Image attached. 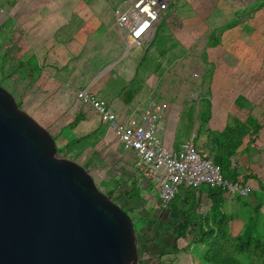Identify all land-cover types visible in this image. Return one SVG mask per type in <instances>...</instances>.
<instances>
[{
    "label": "rangeland",
    "instance_id": "1",
    "mask_svg": "<svg viewBox=\"0 0 264 264\" xmlns=\"http://www.w3.org/2000/svg\"><path fill=\"white\" fill-rule=\"evenodd\" d=\"M15 2L9 4L14 8ZM1 5L0 0V22L5 8ZM125 47L124 54L120 50L110 56L74 55L69 71L73 82L61 96L40 84L41 70L34 58L16 48L7 50V37L1 32L0 86L51 134L60 156L89 171L103 194L109 196L116 180L140 177L144 206L152 216L158 209L157 194L112 131L101 124L94 131L81 129V121L74 124L78 112L87 111L86 105L72 103L75 91L93 80L95 93L124 119L157 109L159 135L163 132L173 138L175 146L191 141L198 148L210 147L203 152L206 157L214 154L208 137L216 122L221 127L233 125L236 119L252 120L261 125L255 136L264 135V0H173L145 48ZM22 58L27 60L20 63ZM127 90L135 93L128 104L124 102ZM238 98H243L239 104ZM262 150L259 168L264 167ZM233 162L225 172L227 178L242 172ZM130 217L135 229L142 228L139 211ZM204 220L207 233L190 243L193 249L181 261L164 264H212L220 259L224 264H264V241L243 236L226 217L212 222L205 216Z\"/></svg>",
    "mask_w": 264,
    "mask_h": 264
},
{
    "label": "water",
    "instance_id": "2",
    "mask_svg": "<svg viewBox=\"0 0 264 264\" xmlns=\"http://www.w3.org/2000/svg\"><path fill=\"white\" fill-rule=\"evenodd\" d=\"M0 264H139L130 215L2 86Z\"/></svg>",
    "mask_w": 264,
    "mask_h": 264
},
{
    "label": "crops",
    "instance_id": "3",
    "mask_svg": "<svg viewBox=\"0 0 264 264\" xmlns=\"http://www.w3.org/2000/svg\"><path fill=\"white\" fill-rule=\"evenodd\" d=\"M9 1L1 0V8L2 6L5 8H2L4 17L0 22V33L2 32L7 37V50L16 48L18 51L21 50V54L34 58L35 66L41 70L40 84L50 89V92H54V94L61 96L67 94L69 81L73 82V76L69 71L74 65L72 62L74 55L102 54L110 56L112 53H120V50H122V54L127 51L125 43L121 39V33L114 24L116 12L113 7L120 0H16L14 8L9 4ZM25 59L27 60V58H22L20 63L26 61ZM94 84L95 82L91 80L79 89L89 85L92 92L95 93ZM95 95L109 104L100 94L95 93ZM72 103L78 106V103L81 102L75 96V101ZM86 107V118L80 122L81 129L86 128L87 131H94L99 127V124L108 129L101 123L99 117L88 106ZM115 111L117 112V110ZM32 113L39 117L37 111L32 110ZM138 117L139 115L129 116L124 119L119 116V119L127 121L136 120ZM216 124L217 126L212 128L214 131H222L225 127H219L218 122ZM112 133L115 135L113 131ZM97 135L100 137V134ZM160 135L158 133L163 144L169 149H175L181 143L175 146L173 138L170 139L163 132ZM263 143L264 135L261 132L257 136L245 137L237 150V155L233 158V165L236 168H242L241 174H238L236 179L238 178L250 188L246 197H239L226 190L211 189L205 185L194 189L180 188L173 199L175 202L172 201L167 209L161 210H168V216L172 217L170 224L172 228L175 227L176 233L182 230V213L189 209L191 216L202 219L206 216L213 222L212 217L218 215V213L213 214L212 212L213 201L220 199L219 213L231 218L238 232L243 236H253L264 241V167L259 168L257 165L259 154L264 149ZM212 147L214 148L211 145ZM196 148L202 155L203 152L210 149V147L206 149L205 146ZM130 155L134 157L132 154ZM143 176L145 183L150 185L144 171ZM137 178L143 186L142 179ZM255 178L256 180H254ZM253 207H258L256 213L252 212ZM197 229L198 225L195 223L188 227L186 229L188 237L191 238ZM174 247L177 250H174ZM152 249L157 250V254L165 252L168 254L165 257L170 258L171 261L177 259L181 261L182 255L185 257L193 249V246L178 239L175 243L169 241L157 243Z\"/></svg>",
    "mask_w": 264,
    "mask_h": 264
},
{
    "label": "built area",
    "instance_id": "4",
    "mask_svg": "<svg viewBox=\"0 0 264 264\" xmlns=\"http://www.w3.org/2000/svg\"><path fill=\"white\" fill-rule=\"evenodd\" d=\"M172 5L173 0H120L115 7L114 24L122 41L134 48H145ZM75 96L114 132L123 152L134 156V166L144 171L147 182L156 190L158 209H167L180 188L205 185L239 197L249 194L248 186L238 178L227 180L211 158H204L191 141H183L175 149L167 148L158 136L157 109L141 112L136 120L121 121L114 108L95 95L91 86L77 89Z\"/></svg>",
    "mask_w": 264,
    "mask_h": 264
},
{
    "label": "trees",
    "instance_id": "5",
    "mask_svg": "<svg viewBox=\"0 0 264 264\" xmlns=\"http://www.w3.org/2000/svg\"><path fill=\"white\" fill-rule=\"evenodd\" d=\"M124 95V102L128 104L133 99L135 93L131 90H127L125 91ZM242 99L243 98H238L236 100V103L239 104ZM85 118L86 114L79 112L75 117L74 124H78ZM260 129L261 125L257 124L256 122H252V120L243 122L236 119L234 120L233 125H226L222 129V131L211 132V136L208 137V143L214 146L213 157H206L202 154L201 155L204 158H211L212 162L220 168L223 176L227 180L235 181L237 175H235V177L233 178H227L225 175V172H227V169L231 165V159H233L237 155V150L243 143V139L247 136H255L260 131ZM58 153L60 154L59 151ZM254 180H256V178ZM143 190L144 188L140 180L136 178L128 182L116 180L112 185V189L108 192L109 197L114 201L120 200L123 202V204L119 206L129 215L134 211H139L142 228H140L139 230L135 229L138 244L139 264H164L165 262L171 261L170 258L165 257L168 255L165 252H160L157 254L156 252L158 251L152 249V247L157 243H167L168 241L175 243L178 239H182L184 242H186L187 245H190V243L194 239H196L197 237H201L207 233V224L204 219L191 216L190 209L187 210V212L182 213V230L177 233L174 229L175 227L172 228L170 224L172 217L168 216V210L159 211L154 209V214L152 216L149 215V211H147L144 206L145 199L142 195ZM113 194L116 195L112 196ZM219 203L220 199H216L213 201L212 212L213 214L218 213V215H214L212 218L224 219L226 217V219L230 222L231 218L225 216L222 213H219ZM257 210L258 207L252 208L253 213H256ZM175 218L177 217L175 216ZM194 223L195 225H198V229L197 231H195L193 236L189 238L186 229L194 225ZM173 249L177 250L176 247H174ZM149 252H151V254H149ZM224 263L225 260L220 259L212 264Z\"/></svg>",
    "mask_w": 264,
    "mask_h": 264
},
{
    "label": "flooded vegetation",
    "instance_id": "6",
    "mask_svg": "<svg viewBox=\"0 0 264 264\" xmlns=\"http://www.w3.org/2000/svg\"><path fill=\"white\" fill-rule=\"evenodd\" d=\"M156 210H159V211H161L160 209H157V208H156Z\"/></svg>",
    "mask_w": 264,
    "mask_h": 264
}]
</instances>
